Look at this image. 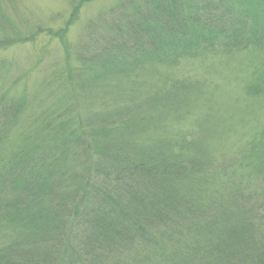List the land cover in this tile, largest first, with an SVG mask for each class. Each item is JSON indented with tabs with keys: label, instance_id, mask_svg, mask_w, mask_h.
Instances as JSON below:
<instances>
[{
	"label": "trees",
	"instance_id": "16d2710c",
	"mask_svg": "<svg viewBox=\"0 0 264 264\" xmlns=\"http://www.w3.org/2000/svg\"><path fill=\"white\" fill-rule=\"evenodd\" d=\"M92 1L73 2L59 31L39 27L19 42L46 33L69 57L66 37ZM18 8L19 0H0V32L15 28ZM101 18L75 50L80 87L54 89L47 118L26 96H0L3 142L22 135L0 175V223L33 225L15 223L19 237L0 247V264H264V130L245 155L217 162L189 151L173 129L180 108L164 95L179 98L184 86L158 84L141 102L93 116L58 108L64 89L93 94L97 81L176 67L237 42L257 45L264 62V0H123ZM108 18V40L85 44ZM255 82L247 93L264 95V73ZM26 113L30 130L19 127Z\"/></svg>",
	"mask_w": 264,
	"mask_h": 264
},
{
	"label": "rangeland",
	"instance_id": "374dc122",
	"mask_svg": "<svg viewBox=\"0 0 264 264\" xmlns=\"http://www.w3.org/2000/svg\"><path fill=\"white\" fill-rule=\"evenodd\" d=\"M75 1L77 0H19L20 16L15 15L18 13L17 9L14 15L8 13L12 15L15 28L0 32V96L7 95L13 100L26 96L34 112L39 111V116L47 118L51 114L53 101L57 100L54 89L67 82L74 83L76 88L80 87L75 73L79 68L75 50L82 46L88 25L97 23L123 0H94L82 8L66 37L70 58L61 42L46 33L37 35L31 43L19 42L37 34L39 27L54 32L62 29L70 20L72 3ZM110 20L108 18L100 24L94 37L88 32L85 44L92 46L100 38L102 42L108 40L106 23ZM257 22L258 26L262 25L260 19ZM15 38L21 39L17 43L11 40ZM250 41L251 38L248 42ZM220 44L223 46L227 42ZM247 44L237 42L233 47H221L218 51L205 50L200 57H190L188 60L183 58L176 67L156 65L140 77L115 79L110 84L105 80L97 81V85L89 88L93 94L81 89H64L67 92L61 97L58 108L66 104L70 105L68 108L72 110V115H78L80 111L83 115L93 116L116 109L119 105L141 102L145 95L153 94V90L148 91L149 88L158 84L162 86L166 83L164 89L184 86L179 98L164 95L175 104L173 109L180 108L177 120L173 118L175 133L181 137L185 133L186 145H193L187 148L196 156L210 161L234 162L246 154L247 143L264 130V95L247 93L248 87L246 88L247 85H256L255 80L264 73V62L258 46ZM74 93H79V96L75 97ZM32 117L30 113L23 114L19 127L29 126L30 130L32 124L24 123ZM34 126L38 127V124ZM6 136L0 126V175L12 168L9 156L22 137L21 132L14 131L3 142ZM37 142H40V138ZM30 172L31 169L24 175L27 176ZM20 222L23 221L10 218V226L0 223V247L10 240L18 239L19 232L15 223ZM23 223L26 228L33 226L30 220H24Z\"/></svg>",
	"mask_w": 264,
	"mask_h": 264
}]
</instances>
